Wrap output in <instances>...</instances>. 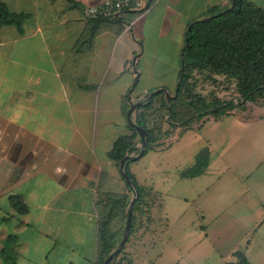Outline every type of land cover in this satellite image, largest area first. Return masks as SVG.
Returning a JSON list of instances; mask_svg holds the SVG:
<instances>
[{
	"label": "crops",
	"instance_id": "0c3cea01",
	"mask_svg": "<svg viewBox=\"0 0 264 264\" xmlns=\"http://www.w3.org/2000/svg\"><path fill=\"white\" fill-rule=\"evenodd\" d=\"M102 1L2 0L23 17L0 27V264H98L108 198H132L109 157L132 134L130 102L157 88L171 97L187 26L232 2L153 0L143 14L85 20L82 9ZM179 129L169 147L124 164L157 199L122 254L133 264H224L238 251L264 264V105ZM204 153L201 174H179ZM114 214L116 247L122 208Z\"/></svg>",
	"mask_w": 264,
	"mask_h": 264
},
{
	"label": "trees",
	"instance_id": "16d2710c",
	"mask_svg": "<svg viewBox=\"0 0 264 264\" xmlns=\"http://www.w3.org/2000/svg\"><path fill=\"white\" fill-rule=\"evenodd\" d=\"M22 17V14L11 12L0 0V27L18 26ZM204 17L207 19L190 28L185 42L187 45L183 46L177 90L168 100L163 92L155 94L135 109L134 123L142 127L147 135L144 153L164 143L165 135L170 134L169 126H183L202 115L220 118L233 111L243 114L248 112L250 105H264V10L249 0H235L231 9L211 8ZM97 19L114 20L105 17ZM206 85L224 86L230 91V97L221 98L212 90L204 94ZM131 130V135L119 136L109 152V157L118 165L125 155L138 149V134L132 126ZM207 163L208 153H204L181 175L197 176L204 171ZM124 171L138 192L131 214V235L140 228L157 195L151 188L138 185L126 166ZM125 184L132 193L126 181ZM108 199V210L100 215L98 264H103L115 249L117 240H112L110 231L115 209L122 208L123 231L127 219L129 198ZM15 206L19 213L26 211L22 201ZM123 249L124 246L109 264H133L131 258L122 254ZM225 264L250 263L241 252L236 251Z\"/></svg>",
	"mask_w": 264,
	"mask_h": 264
},
{
	"label": "water",
	"instance_id": "95a60500",
	"mask_svg": "<svg viewBox=\"0 0 264 264\" xmlns=\"http://www.w3.org/2000/svg\"><path fill=\"white\" fill-rule=\"evenodd\" d=\"M234 3H235V0H232L231 5L229 6L230 9L233 7ZM205 19H207V18H204L202 20H205ZM198 21H201V20L193 21L187 26V28L185 30V42L187 41V37H188V33H189L190 28L195 23H197ZM186 45H187V43H185V46ZM180 57H181V62H182V60H183V50L181 52ZM178 83H179V81H178ZM176 90H177V88L175 89V91ZM160 92L164 93L165 98L167 100L170 98V91L167 88H157L155 90H152L150 92L145 93L144 95L139 97L137 100L131 101L130 104H129V108L127 110V113H126V119H127L128 124L135 128V130H136V132H137V134L139 136V142L137 144L138 153L135 156H131V155H128V154L125 155L123 157V159L119 163V171H120L122 177L125 179V181L127 182V184L129 185V187H130V189L132 191V198H131V200H130V202L128 204V207H127V219H126V223H125L123 234H122L119 242L117 243L115 249L104 260L103 264H109L111 262V260L120 252V250L122 249V247L126 243V240H127L128 236H129L132 208H133V205H134V203L136 202V200L138 198V192H137L136 186L133 183V181H131V179L128 177V175L125 173L124 164L128 160H136V159H138V158L143 156V154L145 152L146 144H147V135H146V131L142 127H140V126H138L137 124L134 123V121L132 119V113L139 105L144 103L146 100H148L153 95L158 94Z\"/></svg>",
	"mask_w": 264,
	"mask_h": 264
},
{
	"label": "built area",
	"instance_id": "2783aa9c",
	"mask_svg": "<svg viewBox=\"0 0 264 264\" xmlns=\"http://www.w3.org/2000/svg\"><path fill=\"white\" fill-rule=\"evenodd\" d=\"M153 0H104L99 4L86 6L82 9L85 20H94L100 17L116 18L124 11L145 13Z\"/></svg>",
	"mask_w": 264,
	"mask_h": 264
},
{
	"label": "rangeland",
	"instance_id": "374dc122",
	"mask_svg": "<svg viewBox=\"0 0 264 264\" xmlns=\"http://www.w3.org/2000/svg\"><path fill=\"white\" fill-rule=\"evenodd\" d=\"M205 17L203 16V17H201V18H199V19H197V20H202V19H204ZM197 20H195V21H197ZM214 91L215 92V94L217 95V96H219V97H221V98H229L230 97V91H228V90H226L225 89V87L224 86H221V85H217V86H214V85H206V87L204 88V90H203V93L204 94H207L209 91ZM257 112V111H256ZM207 117H210L209 115L208 116H206V115H202L201 117H198V119L196 118H193V119H191L190 121H188L187 122V124L185 125V124H183V126H179V127H170L169 125V130H170V134L169 135H165V137H164V143L162 144V146L160 147L161 149L160 150H162V149H164L165 147H169L170 145H172L173 144V137H172V133L174 132V131H176L177 130V128H180L179 130H180V132L182 133L186 128H188V127H193V126H195V125H197V124H200L201 125V123L207 118ZM195 164V162L192 164V165H190V166H188V167H186V168H183V169H181L180 171H179V174L181 175L182 174V172H184V171H186L188 168H190V167H192L193 165ZM166 168V167H165ZM164 168V169H165ZM167 174V176H168V173L167 172H161V174H160V176H162V177H165V175ZM151 187V186H150ZM153 208V207H152ZM159 222V221H158ZM253 239H254V237H253ZM231 260V259H230ZM228 261V260H227ZM227 261H224V264H225V262H227ZM210 264V263H209ZM220 264H222V260H221V262H220Z\"/></svg>",
	"mask_w": 264,
	"mask_h": 264
}]
</instances>
